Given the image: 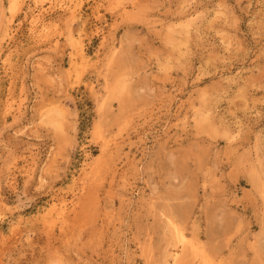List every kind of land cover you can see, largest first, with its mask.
<instances>
[{
  "label": "rangeland",
  "instance_id": "obj_1",
  "mask_svg": "<svg viewBox=\"0 0 264 264\" xmlns=\"http://www.w3.org/2000/svg\"><path fill=\"white\" fill-rule=\"evenodd\" d=\"M172 263L264 264V0H0V264Z\"/></svg>",
  "mask_w": 264,
  "mask_h": 264
},
{
  "label": "bare ground",
  "instance_id": "obj_2",
  "mask_svg": "<svg viewBox=\"0 0 264 264\" xmlns=\"http://www.w3.org/2000/svg\"><path fill=\"white\" fill-rule=\"evenodd\" d=\"M33 21V20H32ZM38 21V20H37ZM36 24V23H35ZM37 34V32H36ZM174 227V226H173ZM172 227V228H173ZM175 228V235H176V240L179 243V246H181V248H185L188 246V242L189 240L187 239L186 233L182 230V228L176 226ZM4 239V238H3ZM194 249V248H193ZM183 250V249H182ZM178 251L174 252L173 255V262H176L178 259ZM206 256V255H205ZM184 257V256H183ZM207 257V256H206ZM172 262V261H171ZM180 263V262H179ZM173 264V263H172ZM182 264V263H181ZM186 264V263H185Z\"/></svg>",
  "mask_w": 264,
  "mask_h": 264
}]
</instances>
